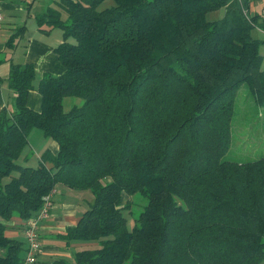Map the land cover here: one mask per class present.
Wrapping results in <instances>:
<instances>
[{
    "label": "trees",
    "instance_id": "obj_1",
    "mask_svg": "<svg viewBox=\"0 0 264 264\" xmlns=\"http://www.w3.org/2000/svg\"><path fill=\"white\" fill-rule=\"evenodd\" d=\"M103 1L58 0L36 17L40 31H62L61 74L35 86L33 65L8 59L0 76L12 95L0 110V264L26 250L6 222L24 228L58 184L92 193L63 237L93 246L70 264H264V153L226 158L237 121L264 114V38L253 34L264 18L252 0ZM65 97L80 103L66 110ZM34 128L57 152L20 163Z\"/></svg>",
    "mask_w": 264,
    "mask_h": 264
},
{
    "label": "crops",
    "instance_id": "obj_2",
    "mask_svg": "<svg viewBox=\"0 0 264 264\" xmlns=\"http://www.w3.org/2000/svg\"><path fill=\"white\" fill-rule=\"evenodd\" d=\"M57 1L1 0L0 52H3L6 42L17 28L24 26L26 31L24 39L19 42L13 52L6 54L7 60L0 63L1 77L7 76L10 60L15 62L21 60L33 65L35 86L43 75H58L64 71L63 65L54 52V48L62 41V31L59 28H53L49 32H42L36 25V17L44 13L49 6H55ZM249 11L251 14L258 13L264 18V0H252ZM262 22V27H257L253 31V34L259 38H264V19ZM11 105V90L7 83L3 82L0 85V110L3 107L11 110ZM27 105L33 110H40L41 97L35 89L29 92ZM46 149L55 154L58 145L50 139L49 146L44 150ZM40 155L41 153L39 158ZM55 189L49 215L39 222L41 251L37 255L35 264H70L76 251L93 246L91 241L68 240L63 237L69 228L77 224L82 213L89 207L92 197H88L83 190L70 189L61 184H58ZM6 223L10 226L7 231L9 236L25 241L22 221L15 218ZM24 255L25 252L23 257Z\"/></svg>",
    "mask_w": 264,
    "mask_h": 264
},
{
    "label": "rangeland",
    "instance_id": "obj_3",
    "mask_svg": "<svg viewBox=\"0 0 264 264\" xmlns=\"http://www.w3.org/2000/svg\"><path fill=\"white\" fill-rule=\"evenodd\" d=\"M113 3V0H104L99 4L98 8L102 9ZM223 13L224 9L220 8L210 11L207 17L209 20H212L221 17ZM70 42H74V39H70ZM260 52L264 54V44L260 45ZM246 90L245 85L241 86L239 88V96L245 98L247 96ZM73 103H80V99L65 97L64 109L67 110ZM252 108L253 110L249 112L248 116L242 117L237 121V127L234 129L231 145L226 154L227 159L248 160L256 158L264 153V114L259 113L261 117H258L256 116V110H261V108ZM49 144L50 138L45 137L40 129H32L28 136V144L23 149L18 160L20 163L36 165L39 160V154L42 153ZM83 191L88 197H92L90 190L85 189Z\"/></svg>",
    "mask_w": 264,
    "mask_h": 264
},
{
    "label": "built area",
    "instance_id": "obj_4",
    "mask_svg": "<svg viewBox=\"0 0 264 264\" xmlns=\"http://www.w3.org/2000/svg\"><path fill=\"white\" fill-rule=\"evenodd\" d=\"M1 4V0H0ZM1 5H0V21ZM56 192L55 187L50 190L46 195L42 197V204L37 210L36 214L31 216L25 221L24 224V240H25V255L21 264H35L38 253L41 251V242L39 237V222L49 215V211L52 208V196Z\"/></svg>",
    "mask_w": 264,
    "mask_h": 264
}]
</instances>
